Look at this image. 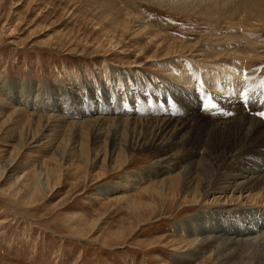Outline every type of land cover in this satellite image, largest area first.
<instances>
[{"label":"rangeland","instance_id":"rangeland-1","mask_svg":"<svg viewBox=\"0 0 264 264\" xmlns=\"http://www.w3.org/2000/svg\"><path fill=\"white\" fill-rule=\"evenodd\" d=\"M181 1L193 6L196 0H0V86L16 90L0 92L3 102L0 101V264H231L230 259L221 262L216 256L214 260V256L201 253L199 245L186 250L187 242L201 241L205 234L213 239L214 233L219 231L235 237L245 236L243 233H248L251 222L254 229L250 238L256 236L259 242L256 248H248L238 262L264 264V224L263 232L258 233L260 226L258 228L256 223L260 221L258 217L264 220L262 190L239 197L238 193L231 197V191L215 193L204 203L185 207H181L177 197L168 200L156 194L151 197L141 193L143 199L139 200L133 181L137 174L154 169L151 166L155 158L153 150L141 148L142 138L147 136L143 126L119 129L118 141L121 140L122 149H127L122 153L115 149L109 156V143L100 140L94 144L89 137L79 134L68 140L63 129H59L56 140L50 144L43 140L53 133L51 127L33 141L34 126L9 118L12 109L18 106L12 100L18 98L19 88L29 92L20 106L24 107L28 101L34 103L36 99L42 103H39V111L26 106L28 113L31 110L41 115L56 113L80 121L92 118L100 114L82 112L80 100L82 96L85 101H93L99 99L96 95H103V89L102 93H96L90 81V74L96 72L100 75L98 81L105 82L107 74L98 69L103 61L109 60L114 73L121 71L124 82H132L134 87L139 85L138 94L143 88L148 91L149 86L165 87L164 80L171 73L166 72L167 64L189 58L199 61L204 70L231 63L233 75L238 82H243L239 87L248 81L249 86L252 85L247 92L243 89L240 94H234L256 101L247 109L252 108L254 111L249 114L264 122V117L257 115L264 112V20L258 24L237 21L234 25L238 19L230 23L226 12L208 19L205 14L208 1L194 12L182 11ZM125 16L133 17L132 30L121 29L118 22ZM138 24L158 34L162 41L178 40L187 44L200 41L202 47L187 50L181 56L175 54L174 61L169 58L149 60L154 45L159 42H150L143 33L135 36ZM209 31L221 33L214 38L222 42L220 45L202 42V36ZM226 32L232 33L235 40L220 39ZM111 34L119 45L110 47L106 42ZM249 45L254 49H248ZM215 53L220 54L216 57ZM224 54L229 55L222 56ZM59 87L65 89L62 95ZM230 89L233 91L234 86ZM206 93L200 97L197 94L200 99L197 108L214 117L218 110L225 109L218 100L222 92H216L220 96L213 102V109L207 110L204 106L212 96ZM234 94L226 97L232 99ZM55 98L63 99L64 103H54ZM112 102L114 108H120L116 100ZM157 104L158 101L151 103L147 116L167 114L189 118L198 114H191L192 107L180 97L170 101L166 114ZM56 106L63 109L55 111ZM104 133L110 137L109 131ZM183 135L184 145L194 144L199 130L196 127ZM212 150L220 154V149ZM173 154L179 155L180 149ZM123 157L127 158L124 163ZM232 165L237 170L241 167L236 161L229 167ZM263 172L264 169H260L251 174ZM248 177L251 175L244 179ZM34 184L39 189L36 186L33 190ZM139 202L145 204H136ZM229 223L241 226L237 235L225 228ZM193 227L199 233L188 241L195 230Z\"/></svg>","mask_w":264,"mask_h":264},{"label":"bare ground","instance_id":"bare-ground-1","mask_svg":"<svg viewBox=\"0 0 264 264\" xmlns=\"http://www.w3.org/2000/svg\"><path fill=\"white\" fill-rule=\"evenodd\" d=\"M207 1L208 8L205 14L208 19H214L215 15H217L216 17L218 18L219 12H221V14L226 12L228 13V21H231L230 23H233L236 19H238L234 22V25L245 20L255 24L262 23L264 20V0H196L193 1L195 3L193 6L189 5V2L183 3L181 1V7H183L182 11L194 12ZM233 15H236V17L234 18ZM223 18L224 17L221 15V19ZM233 19L234 21H232ZM133 22L135 21L132 16H125L123 19H120L118 23L121 25L122 28L119 26L121 29L127 31L132 30L130 28L134 26ZM138 26L139 27L137 29H134L135 36H138L139 33H143V35L149 38L150 42H159L158 45H154L155 49L153 50L152 55L149 56V60L166 61V59L169 58L171 61H174L175 54L181 56L184 55L187 50H199L198 47L200 46V41L193 44H187L178 40L162 41L158 34L150 32L147 27L143 26L142 24H138ZM232 33H229V35ZM241 33L243 35L242 31ZM219 34L221 33L209 31L207 35L202 36V42H205V44L215 42L216 45H220L222 42L214 41V38L218 37ZM111 35L106 39V42L110 44V47L111 45H119V41L114 40L113 35ZM229 35L226 32V34L224 33L220 39H223L224 37H226V41L227 39H230V37L232 39L233 34L232 36ZM233 40H235L234 37L232 41ZM253 43V45H258L256 44L258 42ZM251 45H249L250 48H247L253 50L254 48L252 49ZM143 49L144 48L140 49L141 53L144 52ZM219 54L220 53H215L214 56L217 57ZM227 55L229 54H224L222 56ZM108 61L109 60L103 61L102 67L99 66L98 68L99 70L103 69L107 74L104 78L105 82L103 80H101V82L98 81L100 75L96 72L94 74H90V81L93 83L92 86L96 88V90H93L96 93L100 91L102 93L103 89V95L101 97L96 95L99 97V99H93L94 102L92 100L85 101L83 100L82 96L80 100L82 101L81 104L83 106L82 112H88L89 114L97 113L100 115L94 116L92 118L87 117L80 121L70 120L62 114H38L37 112L33 111L40 110L41 105L39 103L41 102H37V99L34 101V103H30L27 100L28 103H24V107L20 106L23 97H26L29 92H25V90L19 88L17 89L18 98L12 100V102L18 106L12 109L11 113L9 114V118L11 120L18 118L16 120H24L29 126H34V133L36 134L33 141H37L36 137H38L44 131H49V128L51 127L53 133H51V135L44 136V140L42 139L43 143L50 144L56 140V135L59 129H63L66 132V136H68V140L74 139L79 134V136L89 137L94 144L100 140L104 141L105 144L109 143V152L107 151L109 156L113 154L115 149H118L119 151L121 150L120 153L125 152L127 149H122V145H120L121 140L118 141L119 129L124 130L130 126H132V128H135L136 126H143V130L144 132H147V136L142 138V143L140 144L141 148L153 150L155 158L154 163L151 166L154 169H150L148 173L145 171L143 173L137 174L135 181H133L134 189L139 191V195L137 194L139 200L143 199L141 193L148 194V196L151 197L156 194L157 197H162L163 199L168 200H174V198L177 197L182 203L181 207H185L195 206L201 202L204 203L207 201L209 195H214L215 193L219 194L225 191H231V197H234L236 193H238L239 197L244 193H247L249 196H251L255 195L256 193L258 194L257 191L262 190L264 192V172L259 173L258 175L251 174L253 172L259 171L260 169H264V122L260 120L259 117L249 114L252 108L247 109V107L250 105H254L256 101L252 99H242L240 96L236 97L237 94H234L242 92L243 89H245V92H247L250 90L252 85L249 86L250 83L248 81L246 84L244 83V86L241 85L242 87H239V85L243 82H238L236 76L233 75L234 67L231 65V63H225L222 64V66L213 65L211 69L208 68L204 70V67H201L199 61L197 63V61H193L189 58H186L183 60V62H170L167 64L168 69L166 72H174V75L170 73L168 79L164 80L166 83L165 87L163 86V88L160 89L161 87L159 88L157 85H155L157 86L156 88H153L154 86H149L148 91L146 88H143L144 90L137 94L136 91L140 86L138 85L137 88L131 84L132 82H124L122 80V72L120 71L118 73H114L112 71V67L108 65ZM223 61L222 63H224ZM217 62L219 63V61ZM157 65H159V63ZM161 82L163 81L161 80ZM97 83H99V85ZM231 85L234 86L233 91L230 89L232 87ZM59 88H62V90L60 89V95H62L65 89L63 87ZM10 89L7 88L5 90L0 86V92H3V90L8 92ZM11 91L15 92L16 90L13 88ZM207 91H210V95L212 96L213 94L215 97L220 96V93L218 95L216 92H222V97L220 96L218 100L222 103V106L225 109L218 110V115L214 117L207 116L204 112H201L200 108H197V105L200 102L198 95L199 97L200 95L203 96ZM73 93L76 95L78 94L77 92ZM230 93L235 95L234 98L229 99L226 97ZM81 94H83V91H81ZM177 97H180L183 103L188 104L189 107H192L190 110L191 114L193 112L198 114L193 117L189 116V118H182L181 116L180 118H176L172 117V115H167L166 113L169 112L168 110L170 107V101H174V99L177 100ZM60 100L59 98H55L54 103L63 104L64 100ZM113 100H116L119 103L120 108L116 109L111 105ZM155 101H158L157 105L159 107L157 108H160L163 110V112L166 111V115L159 117L147 116L151 111V103L153 104ZM15 105H13V107ZM26 106L33 108L31 113L25 111L24 108ZM140 106L144 107L139 108ZM62 107L56 106L54 110L60 112L63 109ZM139 116H142V118H139ZM204 117H206V119H204ZM196 127L199 130V136L197 137L196 143L184 145V142H182V140L184 141V138H182L184 137L183 134L189 131L192 132V129ZM106 131L111 133L110 137H108V133H104ZM88 144L90 143L88 142ZM128 146L132 148V145ZM178 148L180 149V154L174 156L173 151ZM213 148L220 149V154L212 150ZM201 151H203L202 155H200ZM125 159L127 160V158H124L123 163L126 162ZM235 161L241 164V167L238 170L233 165L231 168L229 167L231 162L233 163ZM225 172H227V174H225ZM249 174L251 177L244 179ZM154 181L155 183H153ZM31 185L32 184H30V186ZM36 186V184L33 185V190L37 187L39 189V186ZM47 186H49V184ZM136 204H140V206H142L145 203L139 202ZM237 216H240V214ZM257 221H259L256 222L258 228L260 226L258 233H262V225L264 224V220L262 221L258 217ZM223 225H225L224 222ZM250 225L251 226L249 228L247 227L248 233H243L245 236L240 235V237H235L234 235H227V233L219 231L214 233V238L212 239L209 234H205L203 235L204 238L201 241L191 243L187 242L186 250L196 248V246L199 245V249L202 250L201 253L206 252L214 256V260L216 256V258H219L221 262H228L230 259L231 264H242V261L238 262L241 260V255L248 248H256L255 246H257V243L259 242L256 236L250 238V236H252L251 229L253 228L254 223L251 222ZM193 228L195 230L193 231L192 236L188 238V241H192L194 236L199 233L195 227ZM225 228L229 232L236 233L237 235L241 226L229 223V226H226ZM181 229H184L185 231L184 227ZM223 230L225 229L223 228ZM173 246L178 248V245L176 246V244ZM199 253L200 252L194 254L193 256H197Z\"/></svg>","mask_w":264,"mask_h":264},{"label":"snow or ice","instance_id":"snow-or-ice-1","mask_svg":"<svg viewBox=\"0 0 264 264\" xmlns=\"http://www.w3.org/2000/svg\"><path fill=\"white\" fill-rule=\"evenodd\" d=\"M205 107V110H207V105L204 106ZM257 115L260 116V117H264V112H257Z\"/></svg>","mask_w":264,"mask_h":264}]
</instances>
